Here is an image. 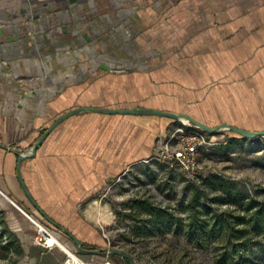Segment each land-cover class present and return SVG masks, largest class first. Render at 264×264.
<instances>
[{
  "label": "crops",
  "instance_id": "obj_1",
  "mask_svg": "<svg viewBox=\"0 0 264 264\" xmlns=\"http://www.w3.org/2000/svg\"><path fill=\"white\" fill-rule=\"evenodd\" d=\"M114 3L120 6L121 20L136 27L140 65L120 62L116 67L78 56L79 61L62 60L53 90L41 87L42 93L17 100L0 89V207L4 209L0 211L7 214L10 229L21 241V260L30 257L40 264H60L64 250L39 246L33 255L34 225L20 208L52 228L67 248L73 243L82 253L105 255L101 251L108 248L109 240L100 227L96 198L130 166L153 156L159 136L175 122L185 123L158 115L86 110L64 120L36 155L22 163V176L34 200L80 239L85 250L100 251L89 253L48 222L18 176L19 154L30 153L58 118L78 108H145L196 119L190 108L193 101H203L205 109L214 110L218 106H208V101L218 98L226 86L263 82L257 71L264 75V0H0V21L18 30L28 27L21 30L22 36H30L28 40L45 27L60 28L64 41L65 36L72 37L73 48L86 43L91 51L108 30L97 16L113 15ZM12 31L0 38H11ZM0 49H4L0 60H12L40 46L9 44ZM28 60L32 65V58ZM127 66V71L122 70Z\"/></svg>",
  "mask_w": 264,
  "mask_h": 264
},
{
  "label": "rangeland",
  "instance_id": "obj_2",
  "mask_svg": "<svg viewBox=\"0 0 264 264\" xmlns=\"http://www.w3.org/2000/svg\"><path fill=\"white\" fill-rule=\"evenodd\" d=\"M119 10L120 6L114 3L111 7L113 15L106 17L102 13L97 16L98 21L108 25V30L95 42L96 50L91 51L86 43L73 48L72 37L65 36L64 41L60 28L45 27L44 32L28 40L30 36L26 33L22 36V31H27L28 27L21 26L18 30L0 21V34L13 29L12 39L9 36L0 38L2 48L6 49L9 44L40 46L33 53L19 54V59L5 60V57L0 60L1 93L13 94L20 100L24 95L42 93L41 87L53 90L61 75L62 60L65 63L79 61L78 56L83 61H105L116 67L120 62L140 65L136 27L124 23ZM38 26L42 27V24ZM105 42V48L101 47L100 44ZM27 58H32V65ZM257 76L262 83L226 86L218 98L208 101V106H218L214 110L211 107L205 109L203 101H193L190 108L196 114V120L211 127L229 124L250 131L264 130V75L257 71ZM192 89L196 90V86L192 85ZM193 129L191 123L175 122L170 131L159 136L156 152L164 140V144L170 142L171 146L179 148L182 139ZM206 139L207 143L198 155V176L187 177L181 169L154 159L155 153L130 166L96 198L101 207L98 210L102 220L100 227L109 240L108 247L128 252L135 264H264V243L257 244L264 242V237L258 238L251 233L246 246H243L244 241L234 237L235 230L251 227L249 202H264V137L245 139L231 130H224L208 133ZM0 209L4 210L3 207ZM150 209L155 212L153 216L148 213ZM241 215H245L246 223L236 225L235 221ZM222 218H228L234 224V231L221 228ZM31 231L35 242V225ZM36 248L39 246L34 244L33 255ZM68 248L92 264H105L107 258L114 264H130L120 256L112 259L113 256L82 253L73 243ZM61 252L60 264H65L69 256L67 252ZM3 253L0 247V264L8 263V259L1 258ZM17 259L16 255L12 263ZM18 264L40 263L25 257Z\"/></svg>",
  "mask_w": 264,
  "mask_h": 264
},
{
  "label": "water",
  "instance_id": "obj_3",
  "mask_svg": "<svg viewBox=\"0 0 264 264\" xmlns=\"http://www.w3.org/2000/svg\"><path fill=\"white\" fill-rule=\"evenodd\" d=\"M94 111V112H100V113H108V114H116V113H121V114H134V115H158V116H164V117H169V118H173V119H177V120H182V121H189V123L193 124L194 126H197L201 129H203L204 131L210 133V134H215L218 132H222L224 130H231L235 133H237L239 136H241L242 138L245 139H257L259 137H264V130L261 131H250V130H246L244 128L238 127V126H233V125H229V124H223V125H219L216 127H211L199 120L194 119L193 117H191L190 115L187 114H178V113H174V112H168V111H160V110H156V109H145V108H134V109H126V110H114V109H103V108H78L75 110H72L66 114H64L63 116H61L60 118H58L56 120V122H54V124L46 131V133L39 139V141L34 145L32 151L30 153H23V154H19V159H18V167H17V171H18V176L21 180L22 186L24 188L25 193L27 194V196L29 197V199L31 200V202L34 204V206L41 212V214L48 220V222L52 225H54L57 229H59L60 231L65 232L75 243H77L81 250L87 251L89 253H100V251H96V250H85L84 249V243L78 239L70 230L66 229L65 227H63L62 225H60L59 223H57L56 221H54L40 206L39 204L34 200V198L32 197L31 193L29 192L23 176H22V171H21V165L22 163L28 159V158H32L36 155L39 147L41 146V144L46 140V138L50 135V133L58 126L60 125L64 120H66L67 118L78 114L82 111ZM102 253H104L105 255L110 256H120L124 259H128L130 261L131 264H135V260L134 258L128 253L125 252L123 250H119L117 248H113V247H108L105 248L104 250L101 251Z\"/></svg>",
  "mask_w": 264,
  "mask_h": 264
},
{
  "label": "built area",
  "instance_id": "obj_4",
  "mask_svg": "<svg viewBox=\"0 0 264 264\" xmlns=\"http://www.w3.org/2000/svg\"><path fill=\"white\" fill-rule=\"evenodd\" d=\"M207 133L197 127L194 126V129L191 130L186 137L182 139L181 146L179 148H174L171 146L170 142H166L165 140L162 142V145L157 152H155L154 159L158 161H164L171 164L173 167L179 168L184 171L187 177L198 176V171L200 169L199 164V151L202 147H204L207 143L206 139ZM2 193V192H1ZM14 205L18 206L14 200L8 198ZM19 207V206H18ZM20 208V207H19ZM22 212L30 219L36 227V237L35 243L36 245L46 249L53 250L57 247L61 246V242L56 235V232L46 225L44 222L35 219L33 216L25 212L22 208H20ZM68 250L69 259L65 264H71L72 255H76L75 253ZM78 264H92L82 260L78 255ZM105 264H114L109 258L106 259Z\"/></svg>",
  "mask_w": 264,
  "mask_h": 264
},
{
  "label": "trees",
  "instance_id": "obj_5",
  "mask_svg": "<svg viewBox=\"0 0 264 264\" xmlns=\"http://www.w3.org/2000/svg\"><path fill=\"white\" fill-rule=\"evenodd\" d=\"M248 210L251 212V227L242 226L238 230H235V234H234V237L236 239L244 241L243 246L247 245V240L251 233L253 234L255 233L256 237L258 238L264 237V202H260L258 200H251L249 202ZM148 213L151 216L155 214V212L152 209L148 210ZM0 215H1L0 247L4 251V253L1 255V258L8 259V263L6 264H18L19 260H21V258L24 255V250L21 241L17 237V235L13 233L12 230L10 229L3 212L0 211ZM245 223H246L245 215L238 216L235 221L236 225H243ZM221 224H222L221 228L226 230H233L232 228L234 224H232V222L228 218L227 219L222 218ZM6 236H8V238L7 240H4ZM252 238L254 237H251L250 239ZM263 243H264L263 241L257 242L258 245H262ZM16 255L18 256V259L12 263Z\"/></svg>",
  "mask_w": 264,
  "mask_h": 264
},
{
  "label": "bare ground",
  "instance_id": "obj_6",
  "mask_svg": "<svg viewBox=\"0 0 264 264\" xmlns=\"http://www.w3.org/2000/svg\"><path fill=\"white\" fill-rule=\"evenodd\" d=\"M184 122L189 124V121H187V120H185ZM60 248H61L62 250H64L65 252H68L67 249H69V248H67V247H66L64 244H62V243H61ZM71 264H78V257H77L76 255H72Z\"/></svg>",
  "mask_w": 264,
  "mask_h": 264
}]
</instances>
